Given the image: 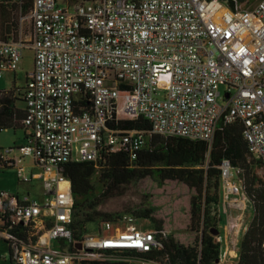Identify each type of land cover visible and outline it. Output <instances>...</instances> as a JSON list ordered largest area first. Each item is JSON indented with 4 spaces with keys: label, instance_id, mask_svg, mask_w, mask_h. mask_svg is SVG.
Masks as SVG:
<instances>
[{
    "label": "built area",
    "instance_id": "obj_1",
    "mask_svg": "<svg viewBox=\"0 0 264 264\" xmlns=\"http://www.w3.org/2000/svg\"><path fill=\"white\" fill-rule=\"evenodd\" d=\"M25 18L27 39L17 29L16 40L0 41V79L16 71L24 48L33 51L20 122L28 133L18 150L41 172L20 169L17 177L41 179L45 196L39 202L0 192L8 264L113 262L123 258L110 250L143 253L159 245L152 229L132 224L103 232L131 218L103 224L94 237H72V197L62 165L96 162L105 148L136 151L144 141L143 131L108 129L111 118L142 117L152 134L208 144L219 123H237L248 152L264 168V0L246 8L236 0H31ZM160 74L167 88L159 95ZM8 152L0 149V158ZM219 171L222 208L235 196L237 207L247 203L239 171L228 159ZM237 221L227 216L235 235ZM129 262L155 264L138 256Z\"/></svg>",
    "mask_w": 264,
    "mask_h": 264
},
{
    "label": "trees",
    "instance_id": "obj_2",
    "mask_svg": "<svg viewBox=\"0 0 264 264\" xmlns=\"http://www.w3.org/2000/svg\"><path fill=\"white\" fill-rule=\"evenodd\" d=\"M30 11L31 0L0 2V41L16 40L19 18L26 17ZM22 91L14 85L9 90H0V130L22 128L20 122L24 110L18 107V103H23ZM106 127L143 131L144 141L136 151L127 145L116 152L105 148L100 150L96 162L71 161L62 165L72 197V237L80 241L86 234L87 225L97 224L99 232L103 224L123 220L129 215L131 219H149L159 245L143 253L134 250L107 252L124 260L82 261L78 264H132L129 258L136 256L155 264H264V182L255 172V167L261 163L248 152L239 124L219 123L210 144L152 134L150 124L142 117L111 118ZM223 159H228L239 171L236 180L240 182L252 209V217L242 232L237 255L231 263L221 261L220 241H216L211 232L216 230L220 235L224 223L220 210L222 189L219 171ZM12 166V161L0 158V167ZM144 178H150L157 186L165 181H178L192 191L188 222V229L194 236L192 244L176 242L163 229L162 221L153 216V206L121 212L99 210L104 199L122 194L124 186Z\"/></svg>",
    "mask_w": 264,
    "mask_h": 264
},
{
    "label": "rangeland",
    "instance_id": "obj_3",
    "mask_svg": "<svg viewBox=\"0 0 264 264\" xmlns=\"http://www.w3.org/2000/svg\"><path fill=\"white\" fill-rule=\"evenodd\" d=\"M242 8L251 7L255 5L259 0H236ZM60 3V2H59ZM62 5V3H60ZM15 15V13L12 12ZM19 23V21H18ZM20 25V33L23 39L29 37V21L24 17ZM17 30V37H18ZM33 69V51L26 47L22 50L21 60L18 63L16 71H4L2 78L0 79V90H9L12 85L15 88L22 90L26 84V75ZM159 95L167 88L166 75L160 74L157 80V86ZM219 91L223 93L225 86L221 85ZM221 102V101H220ZM23 133H28V130L6 128L0 130V149H9L8 154L3 153L2 158L13 161L12 167H0V192L7 191L15 195H28L30 198H34L39 202L45 196V189L42 184V180L38 178L32 179L29 183L22 182L17 173L20 169L26 175L30 173L39 174L41 167L36 166L30 155H22L18 149H21L25 145ZM255 172L264 182V168L258 164L255 167ZM192 191L189 190L184 184L178 181H165L161 186H157L150 178H144L137 183L127 184L122 188V194L112 195L104 199L99 206V210L102 212H121L131 209L139 208L140 206H153L155 211L153 216L162 221L163 229L171 234L176 242L183 245H190L194 241L193 234L188 229L189 222V199ZM243 201V200H239ZM231 204V203H230ZM248 204V203H247ZM231 206V205H229ZM227 204L224 206L223 212L231 215L233 209L227 208ZM221 209V210H222ZM127 219L129 215L125 216ZM252 217V211L249 210L247 217L243 219V226H246L247 222ZM128 224L134 225L140 230H151L153 224L149 219H133L132 222L120 221L116 224H111L107 230H103L104 233H115L116 230H123ZM228 232H232L229 227ZM97 224L92 223L87 225L85 236H97L98 235ZM216 241L219 235L213 234ZM221 235V234H220ZM242 235V231L239 236L231 233L227 234V240L220 242L222 248L225 245L229 249L238 252L239 240ZM223 241V239H222ZM6 244L0 238V264H8L6 256ZM223 254V253H222ZM230 257L227 263H231L233 252L224 254L221 259Z\"/></svg>",
    "mask_w": 264,
    "mask_h": 264
},
{
    "label": "crops",
    "instance_id": "obj_4",
    "mask_svg": "<svg viewBox=\"0 0 264 264\" xmlns=\"http://www.w3.org/2000/svg\"><path fill=\"white\" fill-rule=\"evenodd\" d=\"M18 107H20V108H24V104L22 103H18ZM23 136H24V133H23ZM239 199V196H235L234 197V200H233V203H231V206H228L229 207V209H233V213L231 214V215H233V216H238V217H240V221L238 222L237 221V223L235 224V232H236V235H237V237L239 236V234H240V232L242 231H244L245 230V227L246 226H243V219H244V217H247V214H248V211L249 210H251L252 211V209H251V205H250V203H245V204H243L241 207H237L236 206V204H234L235 203V201L236 202H238L237 200ZM227 207V208H228ZM222 209V205H220V210ZM221 212H222V214H223V218H224V223H223V225H222V227H221V229H220V234L221 235H219V238H220V242H225V244H227L226 243V240H227V234L228 233H230V232H228V227H229V229H231L232 230V226L231 225H228L227 224V216H228V214H226V213H224L223 212V209L221 210ZM250 221V220H249ZM248 221V222H249ZM247 222V223H248ZM246 225V224H245ZM222 239H223V241H222ZM6 244V243H5ZM6 246H7V244H6ZM220 250H221V252L223 251L224 252V254H227L229 251L230 252H233V257H235L236 255H237V253L235 252V250H233L232 251V249H229L228 247H227V245H225V248H222L221 246H220ZM8 253H9V251H8V246H7V248H6V256H7V261H8V263H9V259H8ZM229 258L230 257H227V258H225L224 260L222 259L221 261L222 262H224V263H227V261L229 260Z\"/></svg>",
    "mask_w": 264,
    "mask_h": 264
},
{
    "label": "water",
    "instance_id": "obj_5",
    "mask_svg": "<svg viewBox=\"0 0 264 264\" xmlns=\"http://www.w3.org/2000/svg\"><path fill=\"white\" fill-rule=\"evenodd\" d=\"M211 232H212V234H217V231H216V230H213V231H211ZM201 235H202V233H201ZM76 246H77V248H79V247H80V245H79V244H77Z\"/></svg>",
    "mask_w": 264,
    "mask_h": 264
}]
</instances>
